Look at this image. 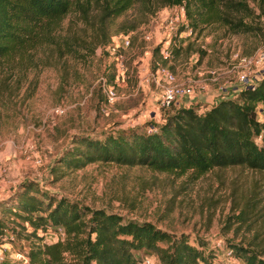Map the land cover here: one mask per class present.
Returning a JSON list of instances; mask_svg holds the SVG:
<instances>
[{
    "label": "rangeland",
    "instance_id": "1",
    "mask_svg": "<svg viewBox=\"0 0 264 264\" xmlns=\"http://www.w3.org/2000/svg\"><path fill=\"white\" fill-rule=\"evenodd\" d=\"M259 3L249 0L254 9L253 16L246 18L254 26L249 31L234 32L219 22L189 31L177 5L150 13L138 0L111 20L105 47L89 50L72 43L70 51L60 55L55 42L65 45L71 21L72 28L80 31L81 23L74 22V12H69L52 31L54 43L0 59V199L22 191L23 183L32 180L59 196L184 233L190 243L203 244L207 256H214L213 264L238 261L226 254L230 242L246 243L256 236L264 243V173L238 165L197 175L113 161L93 160L80 167L67 162L82 137L104 138L138 126L146 130L177 106L178 102L159 105L161 86L151 77L161 49L170 53L165 64L158 63L179 80L204 78L207 87L202 90L216 88L215 97L235 96L237 91L228 82L242 87L239 76L245 71L259 76L255 85L264 76L262 66L243 64L236 54L252 57L264 46V6ZM175 14L179 20L169 28L163 18ZM133 23L137 24L133 29L122 28ZM123 37L130 39L126 47ZM112 44L123 54L120 65L108 50ZM158 44L161 48L156 52ZM209 69L216 70V80L209 79ZM103 82L116 87L111 102ZM224 86L229 90L222 92ZM201 92L188 96L190 105L204 108L211 103L197 98ZM257 110L263 119L264 102L257 104ZM248 199L254 209L240 221ZM45 239L55 236L47 233ZM28 244L25 237H15L5 242L2 256L20 261L17 252L27 250ZM144 253L136 250L138 257ZM155 264H159L156 255Z\"/></svg>",
    "mask_w": 264,
    "mask_h": 264
},
{
    "label": "trees",
    "instance_id": "2",
    "mask_svg": "<svg viewBox=\"0 0 264 264\" xmlns=\"http://www.w3.org/2000/svg\"><path fill=\"white\" fill-rule=\"evenodd\" d=\"M136 1L0 0V59L23 56L28 50L54 43L52 31L69 12H74V22L81 23L80 31L72 28L71 21L65 45L55 42L60 55L70 51L72 43L89 50L105 47L111 20ZM139 1L150 13L163 6L182 5L192 31L212 22L225 24L234 32L254 27L246 20L254 13L249 0ZM259 2L264 6V0ZM160 48L158 44L154 49ZM153 61L165 64L167 57L160 53ZM259 102H264V77L253 87L242 86L235 96L223 95L204 108L172 105L162 121L150 123L151 130L138 126L110 132L104 138L84 136L73 148L80 151L72 149L67 162L80 167L103 160L197 175L238 165L264 173V118L258 117ZM22 188L0 199V245L25 237L28 248L21 252L28 263L3 257L0 264H140L144 256L155 260V255L159 264H213L214 256H207L203 244L190 243L184 233L175 234L148 220L125 218L106 207L59 196L32 180ZM250 200L241 208L240 221L254 209ZM59 228L62 236L57 234ZM47 233L55 239L46 240ZM140 249L146 253L138 257L136 250ZM227 249L238 260L231 264H264V243L256 236L246 243L230 242Z\"/></svg>",
    "mask_w": 264,
    "mask_h": 264
},
{
    "label": "built area",
    "instance_id": "3",
    "mask_svg": "<svg viewBox=\"0 0 264 264\" xmlns=\"http://www.w3.org/2000/svg\"><path fill=\"white\" fill-rule=\"evenodd\" d=\"M177 7L179 8L180 12L183 15V19H184L183 23H185V26H186L185 28L189 29V31H192L191 28L188 27L187 25V21H186L187 19L185 17L183 6L177 5ZM163 20L166 22V25L169 28H173L174 25L178 22L179 16L178 14L166 15L163 18ZM144 37L148 39L149 34H145ZM129 43H130V39L128 37L122 38V45L124 47L128 46ZM108 50L109 52L116 55L117 65H120L122 63L123 54L120 51L119 47L115 44H112L108 46ZM161 53L164 57H167L169 56L170 49H165V50L161 49ZM236 56L239 57L240 61L243 64H246L248 66L261 65L262 66L261 70L264 71V46L252 57L240 56L238 54H236ZM208 73H209L210 80L214 81L217 79V72L215 69H209ZM151 77L154 82H156L157 84H160L161 86L159 105L162 107H168L172 103L178 102L179 98L184 97V96H191L195 93V91H198V92L204 91L202 89H205L207 87V83L204 81V78L193 79L190 77H186L183 80H179L174 71H172L166 65L160 64L158 62L156 63V67L154 68V70L151 72ZM239 78L242 83V86L253 87L254 86L253 82L259 79V76L256 74L249 76L247 74V71H245L240 74ZM103 90L109 102L113 101L116 98L117 92H116V87L114 84H110V83L106 84L105 82H103ZM221 91H224V87L221 88ZM151 129L152 128L149 127V130ZM57 234L62 236L63 230L59 228L57 231ZM10 237L13 238L12 235ZM4 244L5 243L0 245V259L3 258L1 250L3 247H5ZM226 254L231 255L232 250L227 249ZM17 256L21 262L28 263L27 256L23 252H17ZM140 264H155V260L151 256H144L141 259Z\"/></svg>",
    "mask_w": 264,
    "mask_h": 264
},
{
    "label": "crops",
    "instance_id": "4",
    "mask_svg": "<svg viewBox=\"0 0 264 264\" xmlns=\"http://www.w3.org/2000/svg\"><path fill=\"white\" fill-rule=\"evenodd\" d=\"M228 83H229V86L235 91H237L240 88L239 84H232V82H228ZM230 87L227 88L226 86H224V90H229ZM217 91L218 90L216 88L209 89V90L207 89L204 92L200 91L201 93L197 96V98L200 100L209 101L211 103H214L220 98V97L213 96L215 92ZM212 92H214L213 95H212ZM189 105H190V99L188 96L179 98L177 106H189Z\"/></svg>",
    "mask_w": 264,
    "mask_h": 264
}]
</instances>
